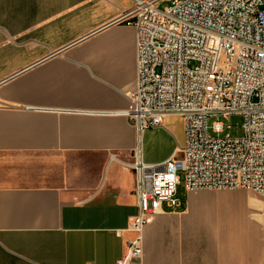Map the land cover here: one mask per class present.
Wrapping results in <instances>:
<instances>
[{
  "label": "crops",
  "instance_id": "crops-1",
  "mask_svg": "<svg viewBox=\"0 0 264 264\" xmlns=\"http://www.w3.org/2000/svg\"><path fill=\"white\" fill-rule=\"evenodd\" d=\"M131 5L0 0V264H116L136 236L135 150L161 166L182 146L183 129L138 133L125 114L136 34L113 20ZM180 185L125 264L262 263L261 223L253 234L220 221L225 190Z\"/></svg>",
  "mask_w": 264,
  "mask_h": 264
},
{
  "label": "built area",
  "instance_id": "built-area-1",
  "mask_svg": "<svg viewBox=\"0 0 264 264\" xmlns=\"http://www.w3.org/2000/svg\"><path fill=\"white\" fill-rule=\"evenodd\" d=\"M113 21L136 34L137 86L126 116L138 133L178 116L184 133L161 166L135 150L136 236L116 262L125 264L141 254L147 216L162 202L178 204L180 173L187 191L264 195V0H132ZM236 113L243 115L241 137L221 135L219 121L208 125L211 116Z\"/></svg>",
  "mask_w": 264,
  "mask_h": 264
},
{
  "label": "rangeland",
  "instance_id": "rangeland-1",
  "mask_svg": "<svg viewBox=\"0 0 264 264\" xmlns=\"http://www.w3.org/2000/svg\"><path fill=\"white\" fill-rule=\"evenodd\" d=\"M165 5L166 3H162L160 6L163 7ZM216 121L221 122L225 126L224 132L221 135H225L227 133H229L231 137H241L243 135L242 114H231L228 117L211 116L208 119V125H212ZM162 124L173 134H176L179 139H181L183 122L178 116H167L163 119ZM227 125L230 126L229 130L226 128ZM209 133L212 134L211 130H209ZM180 178V186L182 187V174H180ZM222 194L227 197L228 201L224 205L221 204L219 207V211L215 214L217 219L224 222H231L233 225L246 228L248 232L251 233L252 231L253 234H256L257 231L260 230L261 223L263 225L264 232V195L246 189H226L222 192ZM259 218L260 221H258ZM244 248L247 250L249 249V246H244Z\"/></svg>",
  "mask_w": 264,
  "mask_h": 264
}]
</instances>
